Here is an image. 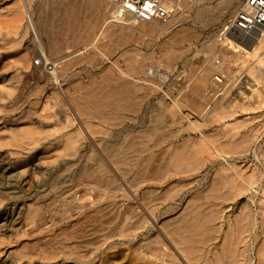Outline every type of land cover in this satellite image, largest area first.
Wrapping results in <instances>:
<instances>
[{
	"label": "rangeland",
	"instance_id": "374dc122",
	"mask_svg": "<svg viewBox=\"0 0 264 264\" xmlns=\"http://www.w3.org/2000/svg\"><path fill=\"white\" fill-rule=\"evenodd\" d=\"M87 1L0 0V264H19L17 259L19 242H30V239L25 238L24 235L22 237L23 228L24 226H31L32 228L35 226L32 223L29 225L23 224L25 222L24 213L27 210L34 205H41L42 208L49 206L51 210L44 208L42 211L43 215L49 216L56 210V207L57 212L61 209L68 210L69 208L66 205L70 203H77L76 205L73 204L74 207L70 209V212L73 210L70 213L72 214L71 219L59 228H49V230L46 228L47 231H44L43 236L54 235L55 232H61L67 226L74 228L76 225V228H79L81 225L84 226V222L87 223L92 218L99 219L108 212L110 213H108V216H104L103 221L116 217V222L110 225V229H113L116 223L124 222L126 217L125 224L132 231V237L129 239L116 236L113 240L101 244L91 264H99L100 261L111 258L112 253H116L117 257H114V259L130 258L132 247L142 244L144 241H149L148 239L151 238H155L156 241L160 238L159 242L163 241L164 250L167 249L166 253L170 249L167 256L175 259L172 260L171 264H239L238 262H244L247 259L252 260L250 264H264V200H259V196L254 193L260 187L264 189V86H262L264 84V72L260 74L261 70L264 71L262 58L264 57V48L263 46L260 47L256 52L257 54L255 53L251 57L241 52L232 53L225 46L224 48L220 42L221 34L224 32L223 28L228 26L231 19L233 20L245 0H236L235 5L232 7H225L223 0H210L204 4L207 10L206 13L200 16L196 14L193 8L172 10L173 13H171L172 11L170 13L173 20L170 24H168L169 20L163 23V25H167V30L164 33H154L152 35L147 31L149 25H144L143 28H138L135 25L130 26L125 24L129 18L123 16L119 18V21L122 22L114 21V19L109 18L112 16L110 8L103 2H96V13H98L96 19L92 20L93 23L96 22V25L93 24L94 28L92 27L88 35L82 34L85 37L81 35V38L73 39L71 30H62V25L57 16L62 15L69 7H71L69 9L80 7L82 12L78 14L77 20L84 23L86 18H83V20L82 16L88 14V11H85L87 6L84 4ZM187 1L191 2V0ZM54 11H56V17ZM84 11L87 13L86 15ZM17 13L19 16L16 21L14 16ZM12 14L15 15L12 16ZM12 17L13 21H11ZM19 18L22 20L20 21ZM28 20L30 22H27ZM129 21L130 19L127 23ZM44 23L48 25L49 31H53L52 37L58 41L55 53L49 48L50 36L38 30L40 25ZM73 28H77V26L74 25ZM229 30L227 33H229ZM108 33L110 35L109 39L105 36ZM229 34L235 35L231 30ZM177 39H180V42ZM220 49L226 53L230 51L231 55L235 53L233 56L238 55L239 57L233 59L234 57L232 58L230 54L227 55L232 58L233 62L227 58L229 63L225 62L229 66L225 65V67L226 69L229 68L223 71L226 73L232 68V74L231 71L228 74L232 77L228 76L229 81L226 78L227 74L224 75L225 73L218 76V79L224 85L217 82L216 84L220 85L216 89L217 91L215 90L216 92L213 91L210 95L203 97L207 108L204 109L205 102L201 101L204 105L201 103L199 105L203 106L204 113H201L199 118V115L194 114L195 112L192 110L196 108L195 106L194 108L191 105L186 106L188 102L185 101L188 99L189 86H193V80L200 73V66L206 65L207 60L210 63L214 62V65L217 66L226 64L222 59V56L226 53L224 52L221 56ZM205 52H208V54ZM202 55L203 59L201 58ZM255 55L259 58H256ZM22 57L24 60L26 58V61H21V59L23 60ZM144 58L148 59L145 60ZM173 58H175V61L172 62ZM217 58L223 62L217 60ZM120 59L123 60L120 61ZM137 59H142L146 63L144 64L142 61L143 69H141L139 75L129 70L133 67L134 62L138 61ZM193 59L196 63H193ZM216 60L221 64L218 65ZM35 61H39V65H35ZM247 61L251 63L247 64ZM244 62L245 66H248V69L251 70L246 71L247 67L244 66ZM198 63L199 67H197ZM232 63L237 64L232 65ZM255 63L260 64L257 66ZM51 64L56 65L52 68ZM146 65H149L148 68L143 67ZM196 67L198 68L197 72ZM190 68L191 70L195 69L192 72ZM257 68L259 70H256ZM120 69L128 71L124 73ZM235 69H238L237 72ZM188 70H190L192 76L188 73ZM50 72L54 73V76H52L53 74L50 75ZM252 72L257 74L253 75ZM237 74L238 78H236ZM258 76L260 77L257 78ZM233 77L236 78L235 84ZM254 77L257 78L256 82H252ZM189 79H191V82H189ZM148 80L151 83H148ZM123 82L129 83L124 85ZM187 82H189V85ZM238 82H240V85L237 84ZM120 83L124 87L121 88ZM229 83L235 85V87L231 86V88L228 86ZM82 85L83 88L87 87V90L83 89L85 91H82ZM116 85L118 88H116ZM153 85L157 86L154 87ZM225 85L226 87H224ZM239 86L241 90H244V98L238 94L239 91L243 92ZM250 86L255 87L254 89L257 87L258 92L261 91L259 94L257 93L258 96L251 95L248 90ZM144 87L147 92L143 91L145 90ZM113 88L116 93H113ZM125 88H128L125 90H128L127 93L124 91ZM133 88L134 90H132ZM149 88L153 89L150 90ZM222 89H225L224 94ZM98 90L99 95L103 97L100 98L104 100L102 101L99 97L98 99L101 100L102 104L107 103L110 105L106 106L104 104L96 109L92 104H88L90 102L86 103L84 99L82 100L84 92L92 91L95 94L98 93ZM178 90L182 94H179ZM220 90L224 96L219 95ZM129 91L130 93H128ZM135 92L139 93L134 94ZM180 95H186V97L182 96L181 98ZM247 95L251 97H247ZM105 96L109 97L105 99ZM114 96L125 99L120 98L123 101L121 102L120 99L117 100V97ZM136 96H139L140 99L138 97L133 99ZM261 96L263 99L260 98ZM113 97L116 99L114 100ZM178 97L180 98L178 99ZM250 98H252V101H250ZM110 99L114 102H111ZM244 99L247 100H245V104L243 103ZM138 100L139 102H137ZM82 101L85 105H90L89 107L85 106L86 111L82 108ZM256 101H258L256 106H259L256 110H251L252 113L249 111L243 112L242 106L251 107L253 102ZM208 102L214 104L211 103L212 107L215 104L217 105L218 102L222 103L220 109L218 107L219 103L215 108L213 107L215 110H212V112H220L222 106L224 111L226 109L227 112L229 111L228 114L233 113V116L229 119L226 118L224 121H215L216 117L214 118L213 114L216 113L208 110L209 108L212 109ZM111 103L115 106L112 107ZM233 103L237 106L236 109ZM131 104L135 106L133 107L134 110H132V106L130 107ZM175 104L177 105L174 106ZM163 105L172 106L164 108L161 107ZM224 105L227 106L224 107ZM116 106L118 107L116 108ZM190 106L192 108H189ZM119 109L124 112H119ZM174 109L177 114L173 111ZM240 109L241 111H239ZM174 114L177 116H174ZM178 114H181L182 119L178 117ZM116 116L122 123L118 121ZM119 116H124V119L121 120L122 117ZM175 117L179 118L180 121ZM250 118L257 120H254V123L251 124L246 123L245 121ZM234 120L240 126L235 124ZM117 123H119V126H117ZM171 123H174L173 126ZM29 131H34L32 133L34 135L30 134V137H28L26 133ZM251 134V137L254 136L253 138L249 137ZM64 136L71 138L69 144H72L67 148L62 146ZM128 140L130 141L128 142ZM143 140H146L145 143H141ZM245 140H248V143ZM30 141L33 143L31 142V145L27 144ZM243 141L245 142L243 143ZM133 142L139 145L135 146ZM140 143L142 145L146 144L149 150ZM147 143L150 146L155 144V149ZM125 144L133 149L130 147L131 150L126 151L128 157L126 153L123 154L128 149ZM18 145L19 148H17ZM200 146L204 149H200ZM116 148H118L117 151H115ZM141 148L145 151L143 152ZM119 151L122 154L117 155L118 157L115 156ZM132 151H134L133 156H131ZM214 151L218 155L214 154ZM136 152L137 154H135ZM113 155L114 158H112ZM117 158L120 159L115 160ZM122 158L128 160H124L123 163ZM135 158H138V160H135ZM120 160H122V163ZM226 161L227 165L228 163H230L229 165H235L233 169H237L236 171L239 169L240 177L233 175L232 170L226 167ZM145 164L146 166H144ZM220 167L226 168L219 169ZM141 168H144V170ZM254 170L255 172H252ZM92 175H96L97 178L95 180L90 179ZM231 179H234V181ZM225 180H228L227 183L224 182ZM229 181L232 183H229ZM249 182L254 183V185L247 188ZM238 190L240 191L238 192ZM232 192L237 195L234 194L235 197L231 198V196H234ZM62 198L66 200L63 199L64 202L60 201ZM252 199L253 201H251ZM46 202L48 204H45ZM52 202H57L54 203L56 207L51 204ZM63 203L66 208L62 206ZM75 207L78 209L76 210ZM45 209L46 211H44ZM52 210L54 211L52 212ZM57 212L56 214H58ZM94 212H97V214L99 212L103 213L95 216L96 213ZM251 212H253L252 215ZM85 215L88 216L85 217ZM56 216L53 219L59 217V215ZM246 216L248 217L246 218ZM88 217L89 219L84 221ZM255 218L258 223L253 227L252 224ZM55 219L54 223H57ZM236 219L240 221H236ZM78 221L79 224H82L79 225ZM162 223H165L162 226L163 228L160 227L163 225ZM236 224L238 227H236ZM31 227H26V229L30 230ZM176 228L182 235L179 233L180 236L174 234L177 232V230L174 232ZM180 228L183 230L181 231ZM172 230L173 232L169 236L168 233ZM47 232L50 233L45 234ZM174 236L176 238L182 236L183 239L177 238L178 241H175L177 239ZM181 240L186 241L185 243L188 244H182L183 241L180 243ZM176 242L181 244L180 246L184 251L186 247H189V251L192 250L190 251L191 255H188V250L185 251L186 254L183 252L180 254L182 248H177L176 244L178 243ZM124 249L127 250L124 251ZM176 249L181 250L177 251ZM183 254L184 256H181Z\"/></svg>",
	"mask_w": 264,
	"mask_h": 264
},
{
	"label": "bare ground",
	"instance_id": "6f19581e",
	"mask_svg": "<svg viewBox=\"0 0 264 264\" xmlns=\"http://www.w3.org/2000/svg\"><path fill=\"white\" fill-rule=\"evenodd\" d=\"M80 1V0H79ZM210 0H191V2H188L187 0H163V5H164V7H165V9H166V11H168L169 13L172 11V10H174L175 11V9H179V8H193L195 11H196V14L198 15V16H200V15H202V14H204V13H206V7L204 6V4L205 3H207V2H209ZM65 2V1H64ZM72 2V1H71ZM96 2L98 3V2H103L104 4H106L109 8H110V14H112V16H110L109 18H111V19H114V21L116 20V21H119L120 19L119 18H121V16H123V17H127V18H129L130 19V21L127 23V21L129 20V19H127L126 20V23L125 24H128V25H132V26H138V28L139 27H141V28H143L142 26H144V25H149L150 27H149V29L147 30L148 32H150L149 34L150 35H152V34H160V33H164L166 30H167V25H163V23L162 22H160L159 20H152V21H149V22H143V21H141V20H139L138 18H136V17H133V16H128V15H126L124 12H122V11H120L119 9H117V8H115V7H113V6H111L110 4H108L106 1H104V0H88L86 3H84V4H86V8H85V11L88 13H85V11H84V13H85V15L86 16H82V19L83 18H86V21L83 23V21L82 22H79L77 19H78V14L80 13V12H82V9L79 7V8H74V7H72V9H69V8H71V7H69L68 8V10H66L65 12H63V14L62 15H59V16H57V14L55 13L56 11H54L53 13H54V16L56 17L57 16V18L59 19V21H60V23H61V25H62V30L64 29V30H71L72 32H71V34H72V38L73 39H78L79 37L81 38V35L82 34H84V35H88L89 33H90V31H91V29H92V27L94 28V26H93V24H95L96 25V22L95 23H93V21L92 20H95L96 19V15H97V13H96V6L95 5H97L96 4ZM74 3V2H73ZM235 3H236V0H223V4H224V6L225 7H232V6H234L235 5ZM69 4V3H68ZM75 4V3H74ZM81 4V3H80ZM70 5V4H69ZM74 6V5H73ZM102 6V5H101ZM100 6V7H101ZM66 7V6H65ZM64 7V8H65ZM243 7V6H242ZM56 9H58L57 7H55ZM54 8V9H55ZM74 8V9H73ZM52 10V9H51ZM59 10V9H58ZM239 10H241V9H239ZM53 11V10H52ZM51 11V12H52ZM60 11V10H59ZM18 12V11H17ZM58 12V11H57ZM20 13V12H19ZM171 13H173V11L171 12ZM238 12H236V14H237ZM103 14H104V12H103ZM13 15H15V14H12V16ZM20 15H22L21 13H20ZM114 15V16H113ZM18 16H19V14L17 13L14 17V19L16 20V18H18ZM21 17V16H20ZM77 17V18H76ZM99 17V16H98ZM235 17L236 16H234V18H233V20L231 19V21L229 22V24H228V26L227 27H225V28H223V33L221 34V39H220V42L223 44V47L225 46L228 50H230L232 53L233 52H237V53H239V52H241L242 54H244V55H254L256 52H257V50L258 49H260V47H262L263 46V48H264V28H255V29H253V30H246V31H241V30H238L237 29V25H236V22H235ZM88 18V19H87ZM169 18L170 19H168L169 20V22H168V24H170V22L173 20V17H171V15L169 16ZM14 20V21H15ZM19 20L21 21L22 19H20L19 18ZM84 20V19H83ZM90 20H91V22H90ZM124 20V19H123ZM11 21H13V17H12V20ZM17 21V20H16ZM114 21H111V22H114ZM27 22H30L29 20L27 21ZM119 22H122V21H119ZM18 23H19V21H18ZM21 23V22H20ZM140 23H142V24H140ZM166 23V22H165ZM28 24V23H27ZM119 24V23H118ZM121 24V23H120ZM29 25H30V23H29ZM28 25V26H29ZM31 25H32V22H31ZM74 25H76L77 26V28H73L74 27ZM175 25V24H174ZM79 27H82V28H80L79 29ZM29 28V27H28ZM50 28V27H49ZM140 28V29H141ZM106 29V28H105ZM231 31H233L234 32V34L235 35H233V34H229L230 33V30ZM38 30H40L41 32H43L44 34H47L48 36H50V38H51V40H50V42L48 43L49 44V48H50V50L52 51V52H56V45H57V40L55 39V38H53L52 37V34H53V31H49L48 30V25L47 24H43V25H40V28L38 29ZM59 30V29H58ZM58 30H57V33H58ZM74 30V31H73ZM228 30H229V33H227L228 32ZM112 31V30H111ZM105 32V31H104ZM106 32H108V31H106ZM222 32V31H221ZM42 33V34H43ZM109 33H111V32H109ZM109 33H108V35H109ZM43 34V35H44ZM107 34V33H106ZM148 34V35H149ZM189 34V33H188ZM58 35V34H57ZM84 35H82V36H84ZM108 35H105V36H107L108 37V39H109V37H110V35L108 36ZM139 35V34H138ZM191 35V34H190ZM185 36V35H184ZM188 36V35H187ZM192 36V35H191ZM85 37V36H84ZM190 37V36H189ZM49 38V39H50ZM151 38V37H150ZM174 38V37H173ZM172 38V39H173ZM178 40V39H177ZM182 40V39H181ZM183 40H184V38H183ZM186 40V39H185ZM122 41V40H121ZM124 41V40H123ZM179 42H180V39L178 40ZM172 42H174V41H172ZM184 42V41H183ZM218 42V41H217ZM247 42V43H246ZM177 43V42H176ZM117 44V43H116ZM206 44V43H205ZM208 44V43H207ZM216 45V44H215ZM162 46V45H161ZM177 46V45H176ZM120 47V46H119ZM178 47V46H177ZM205 47H206V45H205ZM224 47V48H225ZM49 48H48V50H49ZM166 48V47H165ZM211 48V47H210ZM108 49V48H107ZM167 49V48H166ZM178 49V48H177ZM206 49V48H205ZM226 49V50H227ZM173 50V49H172ZM163 51V50H162ZM201 51V50H200ZM220 51H221V49H220ZM230 51H229V53L227 52H225L226 53V55L224 54L223 56H222V54L224 53L223 51H221L222 53H220L221 54V56L223 57H221L222 59H223V61H224V63H226L227 62V60L228 59H231V61H232V58L234 57L233 55H235V53L233 54V55H231L230 54ZM262 51V50H261ZM264 51V50H263ZM262 51V52H263ZM173 52V51H172ZM174 52H176L175 50H174ZM51 53V52H50ZM161 53V52H160ZM169 53V52H168ZM204 53V52H203ZM205 53H207L208 54V52H205ZM237 53H236V55H237ZM51 54H53V53H51ZM166 54V53H165ZM219 54V53H218ZM218 54H217V56H218ZM231 55V57L232 58H230L229 56H227V55ZM257 54V53H256ZM262 54V53H261ZM23 55V54H22ZM43 55V54H42ZM127 55V54H126ZM171 55H173V54H171ZM177 55V54H176ZM243 55V56H244ZM201 56V55H200ZM238 56V55H237ZM237 56H235V57H237ZM259 56H261L260 54H259ZM264 56V55H263ZM23 57H25V56H23ZM22 57V58H23ZM168 57H170L169 55H168ZM167 57V58H168ZM226 57V58H225ZM235 57L233 58V59H235ZM239 57V56H238ZM252 57V56H251ZM255 57H256V55H255ZM254 57V58H255ZM163 58V57H162ZM194 58V57H193ZM202 59H203V55H202V57H201ZM205 58V57H204ZM207 58V57H206ZM228 58V59H227ZM241 58V57H240ZM244 58V57H243ZM250 58V57H249ZM256 58H259V57H256ZM263 58V61H264V57H262ZM126 59H127V57H126ZM133 59V58H132ZM143 59V58H142ZM138 60V61H136V60H134V61H136V62H134V61H131L132 63L134 62V64H133V67L131 68V69H129V70H132L134 73H138V74H136V75H139V73H140V71H141V69H143L142 68V65H143V62H144V64H146L145 63V61H143V60ZM145 59V58H144ZM146 59H148V58H146ZM145 59V60H146ZM175 58H173V60H172V62L173 61H175L174 60ZM237 59V58H236ZM123 60V59H122ZM121 59H120V61H122ZM171 60V59H170ZM179 60V59H178ZM194 60V59H193ZM213 60V59H212ZM211 60V62H213ZM215 60V59H214ZM217 60H219V61H221V59H218L217 58ZM217 60H216V62H217ZM238 60V59H237ZM248 60H250V59H248ZM261 60V59H260ZM259 60V61H260ZM21 61H26V58H25V60H24V58H23V60L21 59ZM46 61V60H45ZM143 61V62H142ZM197 61L199 62V60L197 59ZM200 61H202L201 59H200ZM206 61V60H205ZM223 61H221V62H223ZM226 61V62H225ZM230 61V62H231ZM239 61V60H238ZM241 61V60H240ZM251 61V60H250ZM249 61V62H250ZM130 62V61H129ZM129 62H127V63H129ZM195 62V60L193 61V63ZM203 62V61H202ZM233 62V61H232ZM248 61H247V64L249 63ZM257 62H258V60H257ZM24 63V62H23ZM25 63H27V62H25ZM46 63V62H45ZM149 63V62H148ZM147 63V64H148ZM196 63V62H195ZM218 63V62H217ZM216 63V64H217ZM227 63H229V62H227ZM227 63L226 64H221V63H218V65L219 64H221V65H219V66H217V65H214L215 63L213 62V63H210L209 62V60H207L206 61V65H204L203 67H202V65L200 66L201 67V70H200V73H198L197 75H196V73H194V75H196V78H195V80H193L194 81V84H193V82H192V85L193 86H189L190 87V89H189V95H188V93H187V98L188 99H186L187 101H185L184 102V104H186V106L187 105H191L193 108H194V106L196 107L195 109H192L195 113L194 114H197V115H199V118H200V116H201V113H204L203 111H204V109L205 108H207L206 107V101H203V97L204 96H208V94L210 95V93L211 92H213V91H215L217 88H218V86H220L219 84H216L217 82L218 83H221V84H223L222 83V81H220V79H218V76H221L223 73H225L224 71V69H226V67H225V65H227ZM241 63H242V61H241ZM241 63H240V65H241ZM251 63V62H250ZM150 64V63H149ZM201 64V63H200ZM204 64V63H203ZM233 64H237V63H232V65ZM239 64V63H238ZM246 64V65H247ZM254 64V63H253ZM252 64V65H253ZM255 64H257V66L260 64V63H255ZM264 64V63H263ZM49 65V64H48ZM56 65V64H55ZM55 65L53 66L52 64H51V66H52V68L53 67H55ZM119 65V64H118ZM198 66L197 67H199V63L197 64ZM213 65H214V67H213ZM224 65V66H223ZM235 65L233 66L234 68H235ZM239 65V66H240ZM243 65V64H242ZM127 66H128V64H127ZM149 66V65H148ZM148 66L146 65V66H143V67H147L148 68ZM190 66V65H189ZM192 66V65H191ZM190 66V67H191ZM227 66H229V65H227ZM231 66V65H230ZM244 66H245V62H244ZM254 66V65H253ZM262 66V65H261ZM126 67V66H125ZM130 67V66H129ZM128 67V68H129ZM195 67V66H194ZM196 67V68H197ZM242 67V66H241ZM245 67H247V69H246V71L247 70H251V69H248V66H245ZM119 68V67H118ZM229 68V67H228ZM227 68V69H228ZM250 68V67H249ZM255 68H256V65H255ZM47 69V68H46ZM194 69L195 68H193L192 70L194 71ZM226 69V70H227ZM232 69V68H231ZM229 70V71H231V74H232V70ZM242 69H243V67H242ZM254 68H252V70H253ZM260 69H261V67H260ZM53 70V69H52ZM120 70H122V69H120ZM190 70H191V68H190ZM190 70H188L189 72V74H191V76H192V73L190 72ZM191 70V71H192ZM196 70V72H197V70H198V68L197 69H195ZM224 70V71H223ZM236 70V72H237V70L238 69H235ZM256 70H259L258 68L256 69ZM64 71V70H63ZM124 70H122V72H123ZM125 71L127 72L128 70H126L125 69ZM124 71V73H126ZM192 71V72H193ZM229 71H227L224 75H226L225 77L226 78H228V80L230 79L228 76H230V75H228L229 74ZM239 71H241V68L238 70V72ZM243 72H244V70H242ZM254 71V70H253ZM48 72V71H47ZM54 72V71H53ZM130 72V71H129ZM213 72V73H212ZM234 72V71H233ZM235 72V73H236ZM243 72H241V73H243ZM251 72V71H250ZM254 72H256V71H254ZM257 72H260V71H257ZM262 72H264V71H262L261 70V73L260 74H262ZM120 73V72H119ZM130 73H132V72H130ZM134 73H132L133 75H134ZM149 73V72H148ZM187 73V75H189ZM234 73V75L236 76V74ZM240 73V72H239ZM238 73V74H239ZM253 73V72H252ZM41 74V73H40ZM51 74H53L52 76H54V73H52V72H50V75ZM129 74V73H128ZM141 74V73H140ZM238 74H237V77L236 78H238ZM246 74V73H245ZM249 74V73H248ZM247 74V75H248ZM254 74H257V73H253V75ZM259 74V75H260ZM44 75V74H43ZM48 75V74H47ZM123 75H125V74H123ZM132 75V76H133ZM135 75V76H136ZM145 75V74H144ZM193 75V76H194ZM242 75V74H241ZM240 75V76H241ZM51 76V77H52ZM117 76V75H116ZM131 76V75H130ZM261 76H263V75H261ZM125 77V76H124ZM195 77V76H194ZM193 77V78H194ZM230 77H232V75L230 76ZM244 77V76H243ZM248 77H250L249 75H248ZM260 76H258L257 78H259ZM55 78V77H54ZM117 78V77H116ZM118 78H120L119 76H118ZM191 78V77H190ZM222 79L224 78V77H221ZM234 78V84L236 83V78L235 77H233ZM252 78V77H251ZM257 78H253L252 80V82H256V79ZM263 78V77H262ZM44 79V78H43ZM126 79V78H125ZM143 79V78H142ZM146 79V78H145ZM188 79V78H187ZM160 80H162V79H160ZM190 81L189 82H191V79H189ZM227 80V79H226ZM225 80V81H226ZM227 80V81H228ZM239 80V79H238ZM112 81V80H111ZM150 80H148L147 82L148 83H151V82H149ZM163 81V80H162ZM224 81V80H223ZM224 81V82H225ZM230 81V80H229ZM228 81V82H229ZM231 81H233V80H231ZM119 82V81H118ZM189 82H187L188 83V85H189ZM228 82H226L227 84H228ZM246 82V81H245ZM109 83V82H108ZM124 83V85L127 83V82H123ZM129 83V82H128ZM127 83V84H128ZM144 83V82H143ZM240 82H238L237 84H239ZM247 83H248V81H247ZM146 84V83H145ZM186 84V83H185ZM191 84V83H190ZM226 84V85H227ZM236 84V85H237ZM242 85H243V83H241ZM250 84V83H249ZM252 84V83H251ZM254 84V83H253ZM256 84V83H255ZM120 85H121V88L122 87H124V86H122V84L120 83ZM188 85H186V86H188ZM224 85V84H223ZM226 85L224 86V87H226ZM240 85V84H239ZM118 86H119V84H118ZM130 86V85H129ZM143 86V85H142ZM154 87L155 86H157V85H153ZM228 86H233V84L231 85L230 83H229V85ZM245 86H246V84H245ZM245 86H243L244 88H245ZM256 86H257V84H256ZM262 86H264V84L262 85ZM115 87V86H114ZM134 87V86H133ZM140 87V86H139ZM147 87V86H146ZM177 87V86H176ZM185 87V86H184ZM223 87V88H224ZM229 87V88H230ZM233 87H235V85L233 86ZM236 87H238V86H236ZM258 87H260V86H258ZM87 87H84L83 88V85H82V91H85V90H83V89H86ZM116 88H118L117 87V85H116ZM115 88V89H116ZM129 88V87H128ZM128 88H125L124 89V91L126 90V89H128ZM131 88V87H130ZM220 89H221V87H219ZM232 88V87H231ZM239 88H240V90H241V87L239 86ZM247 88H249V87H247ZM255 88V87H254ZM254 88H252V86H250V89H248L249 90V92L251 93V95L252 96H258L257 95V93L259 94L260 92H258V90H257V87H256V89H254ZM119 89H120V87H119ZM139 89V88H138ZM141 89H143V88H141ZM144 89H145V87H144ZM150 90L151 89H153V88H149ZM184 89V88H183ZM237 89V88H236ZM87 90V89H86ZM112 90H114V88L112 89ZM123 90V89H122ZM122 90H119L120 92H123ZM130 90V89H129ZM132 90H134V88L132 89ZM131 90V91H132ZM181 90V89H180ZM219 90V89H218ZM223 90V89H222ZM230 90H232V89H230ZM238 90V89H237ZM247 90V91H248ZM262 90V89H261ZM128 91V90H127ZM127 91H125L126 93H127ZM139 92H140V90H138ZM143 91H146L147 92V90L145 89V90H143ZM188 90L186 89V92H187ZM217 91V90H216ZM215 91V92H216ZM224 91H225V89L223 90V94H224ZM228 91V90H227ZM226 91V92H227ZM234 91V90H233ZM232 91V92H233ZM241 91H243V92H238V94L240 95V96H243V98H244V90H241ZM247 91H246V94H247ZM118 92V91H117ZM139 92H135L134 94H136V93H139ZM230 92V91H229ZM263 92V91H262ZM113 93H116L115 92V90H114V92ZM128 93H130V91L128 92ZM132 93H133V91H132ZM151 93V92H150ZM153 93V92H152ZM168 93V92H167ZM177 93V92H176ZM178 93L180 94L181 93V91L179 92V90H178ZM177 93V94H178ZM184 93V92H183ZM236 93V92H235ZM100 93H99V90H98V93H93L92 91H90V92H87V93H85L84 92V94H83V98H82V100L84 99V101H86V103L87 102H90V103H88V104H92L93 106H95L96 107V109L97 108H99V107H101V106H103L104 104L107 106V105H110V104H107V103H104V104H102V102H101V98H103V97H101L100 95H99ZM123 94V93H122ZM121 94V95H122ZM182 94V93H181ZM217 94H218V92H217ZM220 94H222L221 93V90H220V93H219V95ZM222 94V95H223ZM227 94V93H226ZM229 94V93H228ZM264 94V93H263ZM262 94V95H263ZM125 95V94H124ZM123 95V96H124ZM165 95V94H164ZM169 95V94H168ZM213 95V94H212ZM212 95H211V97H212ZM221 95V96H222ZM110 96V95H109ZM109 96H105L104 98L106 99L107 97H109ZM111 96H112V92H111ZM129 96V95H128ZM166 96V95H165ZM171 96H172V94H171ZM182 96H184V95H180V97L182 98ZM216 95L214 94V97H215ZM220 96V97H221ZM224 96V95H223ZM233 96V95H232ZM239 96V97H240ZM249 95H247V97H248ZM98 97L101 99H98ZM114 97H117V100L118 99H122L123 97H120V98H118V96H114ZM113 97V98H114ZM127 97V96H126ZM137 97L139 98V96H136V98H133V99H137ZM145 97V96H144ZM170 97V96H169ZM174 97H175V95H174ZM180 97H178V99L180 98ZM184 97H186V95L184 96ZM210 97V96H209ZM218 97V96H217ZM226 97V96H225ZM249 97H251V96H249ZM128 98H130V97H128ZM131 98H132V96H131ZM146 98V97H145ZM168 98V97H167ZM173 98V97H172ZM171 98V99H172ZM176 98H177V96H176ZM226 98H228L229 99V97H226ZM233 98V97H232ZM240 98H242V97H240ZM255 98V97H254ZM258 98V97H257ZM260 98H262V96L260 97ZM79 99V98H78ZM116 98H114V100H115ZM120 99V101L121 102H123L122 100H124L125 98H123L122 100ZM132 99V100H133ZM140 99V98H139ZM169 99V98H168ZM184 99V98H183ZM184 99V100H185ZM202 99V100H201ZM205 99H206V97H205ZM216 99V98H215ZM214 99V101H216ZM251 100L250 101H252V98H250ZM259 99V98H258ZM263 99V98H262ZM75 100L77 101V99H76V97H75ZM104 100V99H103ZM102 100V101H103ZM111 100V99H110ZM129 100V99H128ZM182 100V99H181ZM212 100V99H211ZM224 100H226V99H224ZM232 100V99H231ZM235 100V99H234ZM245 100L246 99H244L243 100V103L245 102ZM260 100V99H259ZM174 101H177V100H175L174 99ZM201 101H203V103L205 104H203V103H201ZM207 101H208V98H207ZM213 101V100H212ZM222 101V100H221ZM220 101V102H221ZM228 101V100H227ZM239 101V100H238ZM247 101V100H246ZM78 102H79V100H78ZM83 102V101H82ZM107 102V101H106ZM111 102H114V101H112L111 100ZM132 102V101H131ZM130 102V103H131ZM137 102H139V100L137 101ZM136 102V103H137ZM179 102H182V101H179ZM210 102V101H209ZM208 102V103H209ZM220 102H218L217 103V105L220 103ZM223 102V101H222ZM233 102V101H232ZM231 102V103H232ZM258 101H256L255 103L253 102V105L250 107H246V106H242L241 107V109L243 110V112L245 111V112H251V110H256V108H258L256 105V103H257ZM259 102H261V101H259ZM72 103H73V101H72ZM110 103V102H109ZM176 103H178V101L176 102ZM203 104L204 105V109H203V106H201V105H199V104ZM212 103V102H211ZM211 103H209L210 104V106H211ZM216 103V102H215ZM226 103V102H225ZM224 103V104H225ZM228 103V102H227ZM235 103V102H234ZM234 103H233V105H234ZM242 103V102H241ZM74 104V103H73ZM88 104H86L87 106H88ZM112 104V103H111ZM133 105L135 104V103H132ZM132 104L130 105V107L132 106ZM171 104V103H170ZM213 104V103H212ZM245 104V103H244ZM259 104V103H258ZM83 109L84 108H86L85 106V103L83 102ZM177 104H175L174 106H176ZM179 105H181V104H179ZM178 105V106H179ZM214 105V104H213ZM216 104H215V106H217ZM220 105H222V103H220L219 104V109H220ZM242 105V104H241ZM90 106V105H89ZM88 106V107H89ZM92 106V107H93ZM113 106H115V105H113L112 104V107ZM170 106V105H169ZM172 106V105H171ZM170 106V107H171ZM185 106V105H184ZM189 107V108H192V107ZM208 106V105H207ZM215 106H213L214 108H215ZM227 106V105H226ZM225 105H224V107H226ZM235 106V105H234ZM92 107H90V108H92ZM118 106H116V108H117ZM133 107H135V106H132V110H134L133 109ZM137 107V106H136ZM161 107H164V108H166V107H168V106H161ZM170 107H168V108H170ZM181 107V106H180ZM212 107V106H211ZM213 107H212V109H210L209 108V106H208V110H211V112H212V110H215V109H213ZM236 107L237 106H235V109H236ZM262 107V106H261ZM120 108V107H119ZM126 108H127V105H126ZM163 108V110H165ZM167 108V109H168ZM179 108V107H178ZM177 108V109H178ZM184 108V107H183ZM221 108H222V110L220 111V112H215L216 114L214 115L213 114V116H214V120L215 121H217V120H225L226 118H228L229 119V117H232L233 115V113H231V114H228L229 113V111L227 112L226 111V109H225V111H224V109H223V107L221 106ZM93 109H95L94 107H93ZM121 109V108H120ZM119 109V112H122L121 110ZM122 109H125V108H122ZM128 109V108H127ZM172 109V108H171ZM229 109V108H228ZM241 109L239 110V111H241ZM261 109V108H260ZM85 110V109H84ZM87 110H88V108H87ZM114 110H115V108H114ZM118 110V109H117ZM116 110V111H117ZM161 110V109H160ZM181 110V109H180ZM183 110V109H182ZM207 110V109H206ZM207 110V111H208ZM230 110V109H229ZM231 110H232V108H231ZM86 111V110H85ZM89 111V110H88ZM115 111V113H117ZM125 111H127V110H125ZM168 111V110H167ZM175 113L177 112V111H175V109L173 110ZM189 111V110H188ZM217 111V110H216ZM252 111V112H253ZM124 112V111H123ZM133 112V111H132ZM163 112H165V111H163ZM163 112H162V114H163ZM171 112V111H170ZM174 112H172V113H174ZM179 112V111H178ZM210 112V114L212 115V113H214V112H212L211 113ZM235 112H236V110H235ZM234 112V113H235ZM251 112V113H252ZM259 112V111H258ZM90 113H91V111H90ZM128 113H129V111H128ZM130 113H131V111H130ZM136 113V112H135ZM167 113V112H166ZM165 113V114H166ZM169 113V112H168ZM191 113H192V111H191ZM206 113V112H205ZM209 113V112H208ZM242 113V112H241ZM95 114V113H94ZM125 114H126V112H125ZM132 114V113H131ZM134 114V113H133ZM160 114V113H159ZM177 114V113H176ZM176 114H174V116H177ZM210 114H208L209 116H211ZM250 114V113H249ZM89 115H91V114H89ZM96 115V114H95ZM164 115V114H163ZM169 115V114H168ZM180 115L181 114H178V117L179 118H181L182 119V117H180ZM97 116V115H96ZM118 116V115H117ZM116 116V118L118 119V117ZM155 116V115H154ZM185 116L187 117V115H186V113H185ZM203 116H205V115H203ZM234 116H235V114H234ZM120 118H121V120L122 119H124L123 117L124 116H119ZM184 117V116H183ZM206 117V116H205ZM208 117V116H207ZM249 117V116H248ZM161 118V117H160ZM172 118V117H171ZM177 120L179 119V118H177V117H175ZM188 118V117H187ZM257 118V117H256ZM156 119V118H155ZM158 119H159V117H158ZM157 119V120H158ZM162 119H164V118H162ZM162 119H160V120H162ZM167 119V118H166ZM259 119V118H258ZM116 120V119H115ZM154 120V119H153ZM213 120V119H212ZM214 120H213V122H214ZM233 120V119H232ZM237 120V119H236ZM254 120H257V119H255V118H250V119H247V121H245L246 123H254ZM118 121L120 122V120L118 119ZM156 121V120H155ZM178 121H180V119L178 120ZM210 121V120H209ZM244 121V120H243ZM243 121H241V122H243ZM162 122V121H161ZM174 122V121H173ZM176 122V121H175ZM120 123H122V122H120ZM158 123V122H157ZM197 123V122H196ZM234 123H235V120H234ZM240 123V122H239ZM119 123H117V126H119L118 125ZM159 124V123H158ZM172 124H174V123H171V125ZM176 124H178V122H176ZM223 124V123H222ZM235 124H238V123H235ZM243 124V123H242ZM241 124V125H242ZM225 125V124H224ZM239 125V124H238ZM245 125V124H244ZM243 125V126H244ZM173 126V125H172ZM240 126V125H239ZM246 126V125H245ZM153 127V126H152ZM248 127V126H247ZM161 128V127H160ZM235 128V127H234ZM238 128H240V127H238ZM244 129H245V127H244ZM236 130V129H235ZM240 130V129H239ZM151 132V131H150ZM150 132H148L149 134H150ZM159 132V131H158ZM180 132V131H179ZM251 132H252V130H251ZM255 132V131H254ZM32 133H34V131L32 132H27L26 133V135L28 136V137H30L29 135L31 134V135H34V134H32ZM152 133H153V131H152ZM154 134V133H153ZM150 135H152V134H150ZM245 135V134H244ZM123 136V135H122ZM129 136V135H128ZM252 136V134L249 136V137H251ZM258 136V135H257ZM126 137H127V134H126ZM134 137V136H133ZM143 137V136H142ZM141 137V138H142ZM248 137V138H249ZM254 137V136H253ZM253 137H251V138H253ZM32 138H33V136H32ZM131 138H132V136H131ZM131 138H129V139H131ZM144 138H145V136H144ZM159 138H161V137H159ZM158 138V139H159ZM166 139H167V137H165ZM69 139H71V138H69V137H65L64 136V140H63V147L64 148H67L69 145H71V144H69V141H71V140H69ZM135 139H136V137H135ZM138 139V138H137ZM245 139V138H244ZM243 139V140H244ZM30 140H32L31 138H30ZM35 140V139H34ZM121 140H123V139H121ZM132 140H133V138H132ZM161 140H162V138H161ZM164 140V139H163ZM253 140V139H252ZM130 140H128V142H129ZM144 141V142H143ZM141 143H145V141L146 140H143ZM154 141H155V139H154ZM246 142L248 141V140H245ZM245 141H243V143L245 142ZM251 141V140H250ZM32 141H30V143H27V144H32L31 143ZM60 142V141H59ZM121 142V141H120ZM122 142H124V141H122ZM127 142V141H126ZM125 142V143H126ZM7 143V142H6ZM11 143H13V142H11ZM20 143V142H19ZM140 143V145H142ZM149 143H150V140H149ZM248 143V142H247ZM250 143V142H249ZM14 144V143H13ZM120 144V143H119ZM128 144V143H127ZM133 144H134V142H133ZM133 144H131V145H133ZM138 143H135L134 145L136 146ZM24 145H26L25 143H24ZM139 145V144H138ZM147 145H149L148 143H147ZM152 145H153V143H152ZM155 145V144H154ZM154 145L153 146H150V147H152V148H154ZM245 145H246V143H245ZM8 146H10V145H8ZM125 146H126V144H125ZM129 146V145H128ZM128 146H126V147H128ZM142 146H146V144L144 145H142ZM158 146V145H157ZM11 147H13L12 145H11ZM14 147H16V145L14 144ZM126 147H125V149H126ZM131 147V146H130ZM130 147H128V149H124L125 150V152H123V154L124 153H126V151L128 150V151H130L131 149H132V147H131V149H130ZM147 147V146H146ZM211 147V146H210ZM17 148H19V145H18V147ZM70 148H71V146H70ZM123 148H124V146H123ZM177 148V147H176ZM200 149L202 148L201 146L199 147ZM117 149L118 148H116V150L115 151H117ZM137 149V148H136ZM142 149V151L144 152L145 151V149L143 150V148H141ZM140 149V150H141ZM146 149H148V147L146 148ZM151 149V148H150ZM155 149V148H154ZM165 149H166V147H165ZM164 149V150H165ZM204 148H202V150H203ZM124 150H122V151H124ZM133 150V149H132ZM138 150V149H137ZM149 150V149H148ZM163 150V149H162ZM134 151H136V150H134ZM134 151H132V155L131 156H133V153H134ZM216 151V150H215ZM214 151V152H215ZM121 151H119V153L118 154H114L115 156H117V155H121L122 154V152L120 153ZM166 152V151H165ZM165 152H163V153H165ZM129 153H131V152H129ZM139 153V152H138ZM142 153V152H141ZM162 153V152H161ZM197 153V152H196ZM202 153V151L200 152V154ZM204 153H205V151H204ZM244 153V152H243ZM246 153V152H245ZM255 153V152H254ZM112 154V153H111ZM135 154H137V152L135 153ZM143 154H145V153H143ZM158 154V153H157ZM156 154V155H157ZM159 154H160V152H159ZM158 154V155H159ZM210 154H212V153H210ZM214 154H217L218 155V153H214ZM114 155L112 156V158H114ZM119 155V156H120ZM126 155H127V157H128V154L126 153ZM149 155V154H148ZM158 155H157V157H158ZM199 155V154H198ZM256 155V154H255ZM138 156H139V154H138ZM160 156V155H159ZM118 157V156H117ZM122 157V156H121ZM148 157V156H147ZM208 157H210V156H208ZM245 157V156H244ZM123 158H125V157H123ZM122 158V159H123ZM172 158V157H171ZM243 158V157H242ZM118 159H120V158H117V159H115V160H118ZM134 159V158H133ZM124 160H126V159H123V163H124ZM128 160V159H127ZM126 160V161H127ZM135 160H138V158L136 159L135 158ZM133 161V160H132ZM118 162V161H117ZM116 162V163H117ZM120 162L122 163V160H120ZM130 162V161H129ZM135 162V161H134ZM120 164V163H119ZM118 164V165H119ZM147 164V163H146ZM146 164L144 165V166H146ZM230 163H228V165H227V161H226V167H228L230 170H232V172H233V175H235V176H237V177H240L241 176V173H239L238 171H239V169H238V171H236L235 169H233L234 167L233 166H235V165H229ZM233 164V163H232ZM133 165V164H132ZM152 165V164H151ZM153 166V165H152ZM152 166H150L151 168H152ZM162 167V166H161ZM164 167V166H163ZM226 167H220L219 169H224V168H226ZM151 168H150V170H151ZM154 168V167H153ZM142 170H144V168H141ZM158 169V168H157ZM156 169V170H157ZM245 169V168H244ZM256 169V168H255ZM141 170V171H142ZM243 170V169H242ZM241 170V171H242ZM252 170V169H251ZM153 171V170H152ZM155 171V170H154ZM256 171H257V169H256ZM259 171V170H258ZM157 172H159V171H157ZM242 172H244V171H242ZM252 172H255V170L254 171H252ZM256 174V173H255ZM251 175V174H250ZM230 176V175H229ZM263 176V175H262ZM237 177H235V178H237ZM97 178V176L96 175H92L91 177H90V179H93V180H95ZM230 178V177H229ZM234 178V179H235ZM234 179H231V180H233L234 181ZM236 180V179H235ZM244 180H246V179H244ZM248 181H250L249 179H247ZM252 180V179H251ZM227 181L228 180H225L224 182H226L227 183ZM255 181V180H254ZM257 181V180H256ZM255 181V182H256ZM229 183H232L231 181H229ZM234 183V182H233ZM246 183V182H245ZM235 184V183H234ZM234 184H232V185H234ZM241 184V183H240ZM228 185V184H227ZM226 185V186H227ZM239 185V184H238ZM251 185H254V183H252V182H249L248 184H247V188H249ZM259 185H260V183H259ZM229 186V185H228ZM233 187V186H232ZM245 187V186H244ZM238 188V187H237ZM236 188V189H237ZM246 188V187H245ZM246 188V189H247ZM235 189V190H236ZM242 189V188H241ZM251 189V188H250ZM248 190V189H247ZM233 191V190H232ZM240 190H238V192H239ZM235 192V191H234ZM244 192H245V189H244ZM233 193V192H232ZM254 193L255 194H257L259 197H258V199L259 200H264V189L262 188V187H260V188H258V191L256 192V191H254ZM44 194V193H43ZM42 194V195H43ZM235 193H233V195H234ZM41 195V196H42ZM78 195V194H77ZM84 195V194H83ZM235 195H237V194H235ZM235 195L234 196H231V198L232 197H235ZM243 195V194H242ZM47 196V195H46ZM72 196H73V194H72ZM72 196H70L72 199H73V197ZM75 196H76V194H75ZM66 197V196H65ZM84 197H85V195H84ZM83 196H82V198H84ZM69 198V197H68ZM81 198V199H82ZM86 198V197H85ZM239 198V197H238ZM66 200L65 198H62V199H60V201H62V200ZM70 199V198H69ZM69 199H67V200H69ZM71 199V200H72ZM234 199V198H233ZM59 200V198L57 199V201ZM74 200H76V199H74ZM85 200V199H84ZM52 201V200H51ZM73 201V200H72ZM77 201V200H76ZM251 201H253V199L251 200ZM62 202H64V201H62ZM61 202V203H62ZM260 202V201H259ZM54 203H57V202H54ZM53 202L51 203L52 205L54 204ZM68 203H70V202H68ZM150 203V202H149ZM148 203V204H149ZM45 204H48L47 202L45 203ZM58 204H60V203H58ZM74 205H76L75 203H73ZM72 203H70V204H68V205H66L67 206V208H69L68 210H64V209H61V210H58V212L56 211L57 210V207L55 206V204L53 205L54 207H56L55 209V211L58 213V214H56V212L54 211V210H52V212H49V213H52V214H50L49 216L47 215V213H46V215L47 216H45V215H43V209L44 208H46V207H44V208H42V206L41 205H34L32 208H30L29 210H27L26 211V213H24L25 214V219H24V221L25 222H23V224H25L26 223V225H29L30 223H32V224H34L35 226L32 228L31 226V229L29 230V229H26V227H28V228H30L29 226H24V228H23V234H22V237H23V235H24V237L25 238H28V239H30L29 241L30 242H19V248L17 249V259H18V261H19V264H91V262H92V260L94 259V257L96 256V251H98L99 249H100V247H101V244H103V243H105V242H107V241H110V240H113V238L114 237H120V238H123V239H125V238H127V239H129L130 237H132V235H131V229L130 228H127V225L125 224L126 223V217H125V221L124 222H119V223H116V226L113 228V229H110V225H112L114 222H116L115 221V216H114V218L112 217L111 219H107V220H104L103 221V219L105 218L104 216H108V213H110V212H108L107 214H105L104 216L103 215H101V216H103V217H99V219H93L92 218V220L90 219L87 223H85L84 221H86V220H88L89 219V217L86 219L85 218V220L83 221V220H81L82 222H84V226H82L81 224H79V221L77 222L79 225H81L80 227H79V225H77L79 228H76V225H75V227L74 228H71V227H69V226H67L66 228H64L63 229V231H57V233L55 232V234L54 235H47V236H43L44 235V231H47V229L46 228H48V230H49V228L50 229H53V228H59V227H61L62 226V224H66V222L69 220V219H71V217H72V214H70V213H72L73 212V210H72V212H70L71 210V208H73L74 207V205H73ZM84 204V203H83ZM151 204V203H150ZM62 205V204H61ZM65 204L63 203V205L62 206H64ZM86 205H88L87 203H86ZM85 205V206H86ZM252 205V204H251ZM255 205V204H254ZM45 206H47V205H45ZM52 206V207H53ZM79 206V205H78ZM80 206H81V204H80ZM79 206V208H80V210H81V207ZM245 206V205H244ZM247 206V205H246ZM59 207H61V206H59ZM47 208L49 209V210H51V208L49 207V206H47ZM46 208V209H47ZM64 208H66L65 206H64ZM246 208V207H245ZM46 209L44 210V211H46ZM75 209L77 210L78 208L77 207H75ZM243 209V208H242ZM48 210V211H49ZM98 210H99V208H98ZM97 210V211H98ZM100 210H101V208H100ZM106 210V209H105ZM247 210V209H246ZM95 211V210H94ZM113 211V210H112ZM261 212V211H260ZM264 212V211H263ZM262 212V213H263ZM94 213H96L95 214V216L96 215H98L99 213H103V212H99L98 214H97V212H94ZM117 213V212H116ZM240 213H241V211H240ZM252 213L253 212H251V215H252ZM59 215V217L57 218V219H55L56 220V222L57 223H54V219H53V217L54 216H56V215ZM124 214H126V213H124ZM123 214V215H124ZM91 215V214H90ZM250 215V216H251ZM256 215H257V213H256ZM86 216H88V215H85V217ZM117 216V215H116ZM128 216V215H127ZM57 217V216H56ZM248 216H246V218H247ZM263 217H264V215H263ZM23 218V217H22ZM83 218V217H82ZM95 218V217H94ZM128 218H129V216H128ZM240 218V217H239ZM241 219H242V217H241ZM244 219V218H243ZM169 220V219H168ZM237 220H239V219H236V221ZM248 220V219H247ZM1 221V220H0ZM167 221V220H166ZM170 221V220H169ZM240 221V220H239ZM238 221V222H239ZM141 223H142V221H141ZM173 223H174V221H173ZM257 220H256V218L253 220V224H252V226L253 227H255L256 225H257ZM163 224V223H162ZM165 224V223H164ZM164 224L163 225H161L160 227L161 228H163L162 226H164ZM177 224V223H176ZM19 225V224H18ZM168 225V224H167ZM174 225V224H173ZM229 225V224H228ZM237 225V224H236ZM238 225H240L239 223H238ZM238 225L236 226V227H238ZM166 226V225H165ZM171 226V225H170ZM175 226V225H174ZM177 226V225H176ZM251 226V225H250ZM167 227V226H166ZM166 227H165V229H166ZM168 227H169V225H168ZM181 227V226H180ZM175 228V227H174ZM177 228H178V226H177ZM174 229V232L177 230V234L176 233H174L175 235H178V233L180 234V232H178V229ZM181 228H183V227H181ZM180 228V230L182 231L183 229H181ZM231 228V227H230ZM25 229V230H24ZM168 229V228H167ZM188 229V228H187ZM237 229H239V228H237ZM249 229V228H248ZM254 229V228H253ZM22 230V229H21ZM184 230H185V228H184ZM241 230H242V228H241ZM262 230V229H261ZM167 231H170V230H167ZM237 231V230H236ZM235 231V232H236ZM172 232H173V230L171 231V232H166V233H168L169 234V236H170V233L172 234ZM239 232V231H238ZM22 233V232H21ZM21 233H19L20 235H21ZM50 232H47V233H45V234H49ZM165 233V232H164ZM182 233V232H181ZM247 233V232H246ZM250 233V232H249ZM262 233H263V230H262ZM238 234V233H237ZM180 235H182V234H180ZM180 235H178V236H180ZM166 236V235H165ZM169 236H168V238H169ZM238 236V235H237ZM21 237V236H20ZM157 237V236H156ZM175 237V239H183L184 238V234H183V238H181V237H177L176 238V236H174ZM191 237V236H190ZM193 237H194V235H193ZM196 237V236H195ZM240 237H241V235H240ZM152 239V238H151ZM151 239H148L149 241H142L143 243L142 244H137V246H135V247H132V249H131V252H132V254L129 256L130 258H127V257H121V258H116V259H114V257H117L115 254L116 253H112L113 254V256L111 257V258H106V259H104V260H102V261H100V263L99 264H171V262H172V260H175V259H172L173 257H168L167 256V253L169 252V250L170 249H168V252L166 253V251H167V249H166V251L164 250V248H165V245H163L162 243H163V241H161V242H159L160 240V238L158 239V241H156V240H154L155 238H153L152 240ZM157 239V238H156ZM164 239V238H163ZM170 239H171V237H170ZM178 239L177 240H175V241H178ZM185 239H187V238H185ZM172 240V239H171ZM202 240H204L203 238H202ZM201 240V242H203ZM169 241V240H168ZM172 241H174V240H172ZM174 241V242H175ZM183 241V243L182 244H188V243H185L186 241H184V240H181V241H179L180 243ZM167 242V241H166ZM179 242H176V243H178V244H176L177 245V248L179 247H181L180 245L181 244H179ZM207 242V241H206ZM165 243V242H164ZM175 244V243H174ZM176 245H174L175 247H176ZM173 246V247H174ZM109 247V246H108ZM191 247V246H190ZM166 248H167V246H166ZM182 248V247H181ZM108 249V248H107ZM193 249V248H192ZM125 250H127V249H124V251ZM177 251L178 250H181V249H176ZM182 250H183V248H182ZM180 251V254H181V252H183L184 254H186V252L185 251H187L188 250V255H191V253H190V251H192V250H190L189 251V247L187 248L186 247V250L184 251ZM262 250V249H261ZM260 250V251H261ZM259 252V251H258ZM190 253V254H189ZM184 254L183 255H181V256H184ZM245 254V253H244ZM180 256V257H181ZM238 257V256H237ZM184 258H186V257H184ZM189 259V258H188ZM99 260V259H98ZM185 260V259H184ZM243 260V259H242ZM252 262V260L251 259H247V260H244V262L242 261V262H238L239 264H250ZM256 263V262H255ZM237 264V263H236ZM257 264V263H256Z\"/></svg>",
	"mask_w": 264,
	"mask_h": 264
},
{
	"label": "built area",
	"instance_id": "2783aa9c",
	"mask_svg": "<svg viewBox=\"0 0 264 264\" xmlns=\"http://www.w3.org/2000/svg\"><path fill=\"white\" fill-rule=\"evenodd\" d=\"M128 16L143 22L159 20L167 22L171 13L166 11L163 0H104ZM237 29L241 31L264 28V0H245L243 7L235 15ZM35 61V65H39Z\"/></svg>",
	"mask_w": 264,
	"mask_h": 264
}]
</instances>
